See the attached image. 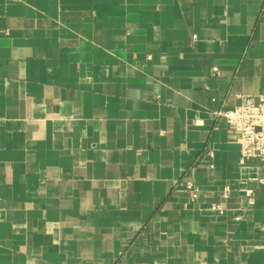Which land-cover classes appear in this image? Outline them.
Segmentation results:
<instances>
[{
  "label": "crops",
  "instance_id": "obj_1",
  "mask_svg": "<svg viewBox=\"0 0 264 264\" xmlns=\"http://www.w3.org/2000/svg\"><path fill=\"white\" fill-rule=\"evenodd\" d=\"M263 91L264 0H0V264H264Z\"/></svg>",
  "mask_w": 264,
  "mask_h": 264
},
{
  "label": "built area",
  "instance_id": "obj_2",
  "mask_svg": "<svg viewBox=\"0 0 264 264\" xmlns=\"http://www.w3.org/2000/svg\"><path fill=\"white\" fill-rule=\"evenodd\" d=\"M215 71L219 72L217 68ZM218 115L224 117L237 133L242 163L251 158L264 161V91L255 95H243L238 106L231 110L222 109ZM260 182L264 183V179ZM190 187L193 188L191 185ZM228 192L227 187L224 190L225 197ZM196 196L197 191L194 192L193 198ZM212 208L220 212L224 210L220 204L213 205Z\"/></svg>",
  "mask_w": 264,
  "mask_h": 264
}]
</instances>
